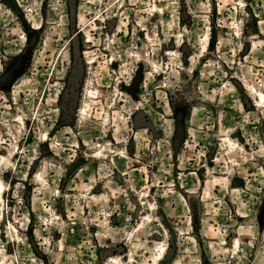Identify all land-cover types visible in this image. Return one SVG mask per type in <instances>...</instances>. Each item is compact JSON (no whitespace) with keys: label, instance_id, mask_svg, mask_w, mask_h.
Listing matches in <instances>:
<instances>
[{"label":"rangeland","instance_id":"1","mask_svg":"<svg viewBox=\"0 0 264 264\" xmlns=\"http://www.w3.org/2000/svg\"><path fill=\"white\" fill-rule=\"evenodd\" d=\"M0 264H264V0H0Z\"/></svg>","mask_w":264,"mask_h":264}]
</instances>
